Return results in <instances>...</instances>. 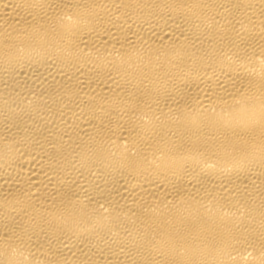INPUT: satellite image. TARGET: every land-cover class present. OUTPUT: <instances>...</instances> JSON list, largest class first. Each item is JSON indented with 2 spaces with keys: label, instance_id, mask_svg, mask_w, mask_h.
Masks as SVG:
<instances>
[{
  "label": "bare ground",
  "instance_id": "1",
  "mask_svg": "<svg viewBox=\"0 0 264 264\" xmlns=\"http://www.w3.org/2000/svg\"><path fill=\"white\" fill-rule=\"evenodd\" d=\"M0 264H264V0H0Z\"/></svg>",
  "mask_w": 264,
  "mask_h": 264
}]
</instances>
